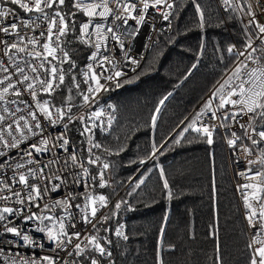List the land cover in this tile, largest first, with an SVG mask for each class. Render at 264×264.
<instances>
[{
	"label": "trees",
	"instance_id": "obj_1",
	"mask_svg": "<svg viewBox=\"0 0 264 264\" xmlns=\"http://www.w3.org/2000/svg\"><path fill=\"white\" fill-rule=\"evenodd\" d=\"M239 1L242 7H248L245 0ZM73 19L79 26L84 17L77 12ZM68 39H72L71 44H66ZM246 39L233 2L230 11L223 14L216 0H177L171 32L161 36L137 73L107 86L96 101L95 105L114 106L112 130L104 134L90 127L85 112L71 121L82 123L80 131L68 123L71 139L90 166L92 177H96L92 179L94 195L107 197V205L98 208L105 212L95 230L112 256L99 258L100 264H250L253 249L248 246L250 239L222 136L216 133L211 145L191 129L179 137L199 110L195 109L205 103L217 82L235 65L237 58L227 49L244 46ZM62 41L71 51L76 68L65 76L54 101L65 110L70 103L68 115L73 116L85 105L82 94L87 92L81 72L89 48L72 36L62 37ZM256 54L264 64V54ZM71 76L80 84L79 89ZM69 95L72 99L67 102ZM157 107L160 111L153 126L151 118ZM261 123L264 121L257 120V131ZM85 127L92 129L88 136L81 135ZM84 143L87 149L94 143L101 145L92 147L91 158L100 157L97 164L88 163L90 154L82 147ZM153 144L158 149L154 156ZM141 160L145 162L141 164ZM104 163L109 168L103 170L107 183L102 188L98 173ZM146 171L144 183L137 188L138 179ZM164 179L171 188V199L163 188ZM117 203L121 204L119 209ZM120 226L127 240L115 235ZM96 253L88 246L75 264H90Z\"/></svg>",
	"mask_w": 264,
	"mask_h": 264
},
{
	"label": "snow or ice",
	"instance_id": "obj_2",
	"mask_svg": "<svg viewBox=\"0 0 264 264\" xmlns=\"http://www.w3.org/2000/svg\"><path fill=\"white\" fill-rule=\"evenodd\" d=\"M7 3L17 6L19 9H22L25 13H33L38 14L37 19H42L47 21L46 32L41 31L40 36L45 38L44 43H40V41L34 37L28 38L27 44L32 46L39 45L40 50L28 51L27 54L29 56L34 57L35 59H42L47 62L48 66L45 68L44 63L40 64V68L45 69V78L40 79L38 76L29 77L24 74V67H20L15 64L13 60V56L18 53H25L27 51V45L20 46L23 43L25 37L20 35L19 27H39L36 25L35 21H20V25L13 22L9 26L0 27V32L5 35H14L18 38V42L9 43L7 40H0V44L4 45V49H0L3 51V55L7 56L10 61H12V65L14 66V71L10 72V66H6L4 61L0 59V73H4L2 77H0V102L8 103H16V101L6 100L8 95H14L16 97H22L25 92H27L32 100L35 102V108L37 111L31 110L32 105H29L27 101H19L26 105L28 111L27 115H19L17 116V112H21L22 110L17 107L16 111H11L8 107L3 108V113L7 115L0 114V146L4 149H19L20 143L24 140L28 139V136L25 133L31 134L32 136H40L41 139L37 143H32L28 146L27 150H23L24 156L33 157V152L39 154L41 152L48 151L49 140L43 136L44 126L41 122V116L47 120L51 124H55L57 120H63L65 117L68 118V121L71 122L73 117L68 115L71 111V105L67 110L64 107L55 108V119L53 108L55 106L51 105L49 101H40L38 99V91L43 92L51 96L53 92L57 88L65 82V76L73 69L76 68V63L72 57V53L70 50H65L60 47L61 38L62 37H70L72 36L75 40L82 44H90L91 37L95 35L97 37L96 42L94 43L95 49L97 51L92 52L89 59L96 60L98 52L101 48V44L107 39V37L102 33L101 28L102 25H96L95 33L89 31L90 26L92 25L93 20L98 16L103 19H107L110 14H113L115 9L110 7V0H90V2H85V0H71V3H66V0H6ZM143 4V9L147 11L150 7L148 0H141ZM224 4L230 5L232 0H223ZM5 3V0H0V4ZM162 3H166V0H154L151 4V7L156 8ZM117 8H120L123 12L131 13L136 11L137 5L135 3H127L121 5V0H116ZM257 7L264 9V0H257ZM167 7L171 8V4H167ZM68 9V11H64ZM71 9H75L76 12H73ZM102 9V10H101ZM248 15L250 17L249 23L254 24L256 29H258L261 34V39H264V23H260L256 19V11L254 10L251 4L248 5ZM51 10V14L49 11ZM99 10V11H98ZM200 10L199 4H197V11ZM77 12L83 13L85 17H88L86 22H82L77 26L75 19H73ZM13 14V9L11 8H0V17H7ZM168 13H164V19H168ZM132 19L136 20L137 24H140L144 21V16L139 15L132 16ZM200 22L201 26L204 24V15L200 13ZM125 23L127 21L125 20ZM108 32H112L111 28L107 29ZM113 39L119 40L120 38L117 36H113ZM72 39L66 40V44H71ZM121 47L123 44L121 43ZM12 50H15L13 53ZM58 51L62 53V58H58ZM227 51L229 53H233L237 60L235 63V67L230 74L227 75L226 79H223V82L218 81V87L212 92L209 99L205 102L203 108L199 113L196 114L195 118L192 120L190 124L187 125L180 133L179 137L182 138L184 133L189 131V129L200 133L201 135L206 137V142L211 145L213 144V129L216 127L215 125H201L197 127V122L200 121L201 116L207 115L211 113L209 117L210 120H219L221 117L217 115L221 110H225L222 112V116L224 120L231 119L235 123L239 124V127L244 130L243 136L250 141L251 146L253 148H260L262 144H264V123L259 125L260 130L257 131L255 125L257 120L264 121V64L260 63V58L255 57L254 53L257 51L256 48L252 44L251 37L246 39V42L242 49H237L235 45L230 46ZM261 53L264 54V47L260 49ZM240 57H244L243 60L239 59ZM51 58V59H49ZM59 59V65L54 64L53 61ZM107 57H103V60L100 63V67H103V62L107 61ZM136 63L135 60L132 61ZM256 64V67H250L249 63ZM63 64L68 65V69H64L62 67ZM195 67V65H193ZM87 68L89 72L84 73L85 79L84 83H88L91 80L94 83V87H89L87 92L89 94L98 93L101 90H107L106 84L101 83V77L103 73H97L92 64H88ZM31 71L33 73H37L38 69L36 67H32ZM13 75H17V79L13 81ZM122 73L117 71L113 75L103 76L106 81L116 80ZM246 77V79H245ZM73 82L75 88L79 89L80 84L76 83L75 76L70 77ZM238 81V83H237ZM39 84L40 87L37 89L36 84ZM121 85L117 83V87ZM69 92H71V88H69ZM170 95V94H169ZM82 98L85 104L90 102V95L82 94ZM72 97L69 95L67 98V102H70ZM167 99V96L164 97L159 103L163 105L164 101ZM218 100V103L214 104V102ZM230 109H236L235 111H230ZM160 109L157 107L155 109L156 115L152 116V124L155 126L156 118ZM102 115L101 112H94L91 114L89 119H98ZM240 116H248V120L244 123H240L237 117ZM11 118V122H7ZM81 121L85 118L83 116L79 117ZM111 124V120H109V125ZM67 127V124L64 125ZM92 131L91 128L85 127L84 131L81 132V135L85 133H90ZM15 133H19L20 139H17ZM8 137H11V142H9ZM230 139L227 140V143L230 147H236L237 141L241 140L242 137L237 135L236 132L231 133ZM58 140L62 141L60 147L64 148L67 151V145L69 144L68 139L65 137H57ZM179 143L180 140L177 139L175 141ZM94 148H100L101 145L99 143L92 144ZM92 147L88 148L87 151L90 154L88 163L89 164H97L100 160V157L97 156L95 159L91 158ZM154 156L156 151H158L155 144L152 145ZM245 151H249L251 154L252 148L245 146ZM118 154V153H117ZM6 155L5 152L0 151V156ZM151 158V157H150ZM70 159L73 163L77 161V156L73 153L70 154ZM36 161L33 159H29L28 163H35ZM145 161L141 160L140 163L143 164ZM257 161L253 160L250 163H256ZM259 164L264 165V148H260L259 153ZM7 163V161H5ZM4 165L0 164V168H3ZM24 167L23 164H16V168L19 169ZM47 167V165H45ZM83 167V165H81ZM109 168V164L104 163L102 165V170L98 173L99 176V186L105 187L106 181L104 180V171ZM84 174L87 175V168L83 169ZM249 171H252L249 169ZM40 177L44 180L51 182L52 179L56 181H60V183L52 184L51 187L48 184H35L30 183L29 176L36 177L37 171L29 168L28 174H19L18 180L16 183L23 186V189L26 190L27 193V202L28 204L34 205L35 207H40L37 201L44 199L45 195L48 192H55L60 189V187L65 183V181L59 175H54L53 177H48L44 175V168L39 169ZM161 175L163 176V170H161ZM241 175H245L241 173ZM93 180L96 177H92ZM246 179L250 181L248 184L241 185V188L249 189V192L244 194V202L245 207L248 210L247 220L248 224L253 229H258L259 231L255 235L254 239L248 245L253 248V254L250 259V264H264V238H261L259 232L264 231V170L256 171L252 176H246ZM144 181L140 180L139 183L136 184L138 188L140 184H143ZM0 184L3 186L0 187V193L10 192L11 195H3L0 194V200L8 201L15 196L17 198L16 202L19 204H25V199L21 198V191H14L12 186L3 181H0ZM163 188L166 190L167 196L169 199L172 198V191L169 186L168 180L164 179ZM74 197L69 194L66 199L55 201L53 207L55 206H63L65 208L71 207L69 201ZM86 205L85 207H90V216L92 219L96 218V214L99 207H105L107 205V197L104 195L99 196H87L86 197ZM121 206L120 203H117L115 207L119 209ZM76 207H80L76 205ZM45 208H48V205H45ZM17 210L11 207H3L0 208V222L6 221L8 215H12ZM25 220H33L37 219L43 222L44 220H48L53 222V227L47 229V238L49 241H52L56 244L57 248H64L66 244H73V239L79 241L80 240V232H73L69 234L66 229V225L63 222L62 218L49 216H37L35 213L27 215L24 217ZM108 218L105 217V220ZM85 223H91V219L88 215L84 216ZM59 223L58 230L55 228V224ZM94 226V225H93ZM68 227L74 228L75 225L71 224ZM123 226L117 228L115 231V235L117 237H122L124 240L128 239V236L123 233L121 230ZM4 230L7 233H12L15 236H21V232L17 229V227L12 226H4ZM40 231H44L45 229H39ZM107 231V229H106ZM161 234H163V229H161ZM25 244H33V241L30 239L28 235L22 236ZM88 244L92 246V249L99 253L101 256L107 255L108 257L112 256L111 250L103 246L96 236H90L87 238ZM107 244H111V240H106ZM254 245H259V247H254ZM77 256H80L84 253L85 247H82L81 243H75L73 245ZM3 250L0 249V253ZM71 254V253H69ZM16 256L11 257V264H38V260L40 264H56V260L50 256H43L38 259L31 258L25 259L20 256L17 259ZM75 264V262H73ZM90 264H100V261L94 257L90 258ZM162 264V262H161Z\"/></svg>",
	"mask_w": 264,
	"mask_h": 264
},
{
	"label": "built area",
	"instance_id": "obj_3",
	"mask_svg": "<svg viewBox=\"0 0 264 264\" xmlns=\"http://www.w3.org/2000/svg\"><path fill=\"white\" fill-rule=\"evenodd\" d=\"M177 0H166V3H162L156 8L151 7V4L154 0H148L150 7L145 11L143 9V4L141 0H121V5L127 3H135L137 5L136 11L131 12L130 14L127 12H123L120 8H117L116 0H110V7L115 9L113 14H110L107 19H103L100 17H96L92 25L90 26L89 31L95 33L96 25H102L101 31L107 37V39L101 44V48L98 52L96 60H91L89 57L92 52L97 51L95 49L94 43L97 40V37L93 35L91 37L90 44H85L89 48V53L86 59V63L81 72V80L83 82L84 88L87 92L89 87H94V83L89 80L86 84L84 83V73L89 72L87 68L88 64H92L93 69L97 73H103V76L113 75L115 72L119 71L122 73L121 76L116 78L113 81H106L103 76L101 77V83L106 84V87L110 84L119 81L122 78L129 77L139 71L143 63L145 62L149 51L158 45L161 41V36L163 34H168L172 30L173 26V16L175 12ZM247 2V6L251 4L256 11V19L260 23H264V9L257 7V0H245ZM85 2H90V0H85ZM99 2V0H96ZM219 9L223 14H227L230 11V5L224 4L223 0H216ZM233 4L236 7L238 17L243 25L244 31L246 33L247 38L251 37L252 44L256 48V52H261L260 49L264 47V39H261V34L258 29H256L254 24H250V17L248 15V7L244 8L241 6L239 0H232ZM167 4H171L172 7H167ZM0 8H11L13 9V14L7 17H0V27L9 26L11 23L15 22L20 25V21H35L36 25L39 27H19V32L21 36H24L25 39L20 46L27 45V51L25 53H18L13 56V60L15 64L24 67V74L29 77L38 76L40 79L45 78V69L40 68V64L44 63L45 68L49 67L47 62L42 59H35L32 56L27 54L28 51L40 50L39 45L32 46L28 45V38L34 37L40 41V43L45 42V38L40 36L41 31L46 32L47 21H44L42 17L37 19L38 14L26 13V15H22L18 10V7L7 3L0 4ZM102 10V9H101ZM51 14V10H47ZM99 11V10H98ZM164 13H168V19H164ZM83 14V13H82ZM139 15L144 16V21L140 24L136 23V20L132 19V16ZM84 19L82 22H86L88 17L83 15ZM125 20L127 23H125ZM81 22V23H82ZM111 28L112 32H108L107 29ZM117 36L120 39L115 40L113 36ZM0 40H7L9 43L18 42V38L14 35H5L0 32ZM121 43L123 47H121ZM237 49H242L235 45ZM60 47H66L63 44L62 38ZM0 49H4V45L0 44ZM14 53L15 50H12ZM256 52L254 53L255 57H258ZM103 57H107L108 60L103 62V67H100V63L103 60ZM58 58H62V53L58 51ZM0 59H2L6 66H10V72L14 71V66L12 65V61L8 59L7 56L3 55V51H0ZM51 59V58H49ZM239 59L243 60L244 57H240ZM135 60L136 63L132 61ZM54 64L59 65V59L53 61ZM250 67H256V64H252L248 62ZM260 63L263 64L260 60ZM32 67H36L38 69L37 73H33L31 71ZM62 67L65 69L66 64H63ZM235 65L228 71V73L220 80L223 82V79L227 78V75L232 72ZM5 75L4 73H0V77ZM13 81L17 79V75H13ZM246 79V77H245ZM238 83V81H237ZM37 89H39L40 85L36 84ZM218 87V84L210 91V93L205 98V102L209 99L212 92L215 88ZM60 88V87H59ZM55 92L51 96L46 93L38 91V99L40 101H49V103L53 106L54 119H55V108H59L54 101ZM101 90L98 93L89 94L90 102L85 104L79 112L75 113L72 117H78L82 112L86 113L88 123L90 127L96 128L104 134L109 133L114 125L116 119L115 108L112 104H103V105H95L96 101L100 98L102 92ZM6 100L16 101V103H8L0 102V114L7 115L3 113V108L8 107L11 111L15 112L17 107H19L22 111L17 112L16 115H27V107L25 104L20 103L19 101H27L29 105H32V109L37 111L35 108V102L32 100V97L25 92L22 97H16L14 95H8ZM218 103V100L214 102V104ZM236 109H230V111H235ZM225 110H221L217 113L221 118L219 120H210L209 117L211 113L207 115L201 116L199 122H197V127L201 125H215L216 127L213 129V139L216 133H219L222 136V140L225 144L228 163L230 168L231 177L233 180V184L235 187V192L242 210V214L244 217V221L247 227L248 236L251 241L254 239L255 235L259 231L258 229H253L249 226L247 220L248 210L245 207L244 202V194L249 192V189L241 188V185L248 184L250 181L246 179V176H252L256 171L264 170V165L259 164V153L258 148H253L251 146L250 141L247 140L243 136L244 130L239 127V124L235 123L231 119L224 120L222 116V112ZM101 112L102 115L98 119H89L92 113ZM240 123H244L248 120V116H240L237 117ZM109 120H111V124L109 125ZM7 122H11V118ZM41 122L44 126L43 136L48 138L49 145L48 151L41 152L36 154L33 152V157L24 156L23 150H27L28 146L32 143H37L41 137L40 136H32L27 133L25 130L28 139L24 140L20 143L19 149H4L0 146V151L6 153L4 156H0V164L4 165L3 168H0V181L9 184L12 186L14 191H21V198L25 199V204H19L16 202L17 198L12 196V198L8 201L0 200V208L5 206L11 207L17 210L14 214L8 215L6 221L0 222V249L3 250L0 253V264H11V257L17 256L19 259L20 256L25 259L31 258H40L43 256H50L56 260V264H73L76 263L78 256L75 254L76 250L73 247L75 243H81L82 247L90 246L88 244L87 238L90 236H96L98 238L96 232V226L98 221L102 218L105 210L100 211L98 209L96 218L92 219L90 216V207L86 208V197L91 195L95 197L93 185H92V174L91 168L87 164V162L82 158L80 152L78 151L74 141L71 139L68 132V119L57 120L55 124L49 123L41 116ZM67 124V127L64 125ZM193 131V130H191ZM195 132V131H193ZM236 132L237 135L241 136L242 139L237 141L236 147H230L227 143V140L232 138L231 133ZM197 133V132H195ZM17 139H20L19 133H15ZM65 137L68 139L69 144L67 145V151L64 148L60 147L62 141L58 140L57 137ZM9 142H11V137H8ZM245 146L252 148L251 154L249 151H245ZM75 154L77 156V161L73 163L70 159V154ZM36 161L35 163H28L29 159H33ZM257 161L256 163H250V161ZM7 161V163H5ZM23 164L24 167L19 169L16 168V164ZM47 165V167H45ZM83 165V167H81ZM34 169L37 171L36 177L29 176L30 183L35 184H48L51 187L52 184L60 183V181H56L52 179L51 182L44 180L40 177L39 169L44 168V175L48 177H53L54 175H59L65 181V183L60 187L59 190L55 192H48L44 199L37 201L40 207H35L34 205L28 204L27 202V193L26 190L23 189V186L16 183L18 180L19 174H28V169ZM87 168V175L84 174L83 169ZM251 169L252 171H249ZM244 173L245 175H241ZM3 185L0 184V187ZM3 195H11L10 192L0 193ZM71 194L74 198L69 201L71 207H63V206H55L53 204L55 201L63 200ZM45 205H48V208H45ZM79 205L80 207H76ZM35 213L37 216H53L62 218L63 222L66 225V229L69 234L73 232H80V240L77 241L73 239V244H66L64 248H57L56 244L52 241H49L47 238V229L53 227V222L44 220L41 222L40 220H25L24 217ZM88 215L91 219V223H85L84 216ZM74 224L75 227H68L69 225ZM94 225V226H93ZM4 226L12 227L15 226L21 232V236H15L12 233H7L4 230ZM55 228L58 230L59 223L55 224ZM39 229H45L44 231H40ZM261 238H264V231L259 232ZM23 235H28L30 239L33 241V244H25L22 239ZM106 248L108 246L103 245ZM86 247V248H87ZM254 247H259V245H254ZM109 249V248H108ZM253 249V248H252ZM71 253V254H69ZM92 257L99 260V258H108L107 255L101 256L99 253L94 254ZM91 257V258H92ZM38 264H40L38 260Z\"/></svg>",
	"mask_w": 264,
	"mask_h": 264
},
{
	"label": "rangeland",
	"instance_id": "obj_4",
	"mask_svg": "<svg viewBox=\"0 0 264 264\" xmlns=\"http://www.w3.org/2000/svg\"><path fill=\"white\" fill-rule=\"evenodd\" d=\"M205 104V103H204ZM204 104L199 108V110H198V112L197 113H199L200 111H201V109L203 108V106H204ZM196 113V114H197ZM196 116V115H195ZM195 116L192 118V120L195 118ZM192 120L191 121H189V124L192 122ZM82 123L80 122V121H76V122H71L70 123V127H74V128H77L79 131L81 130V128H82ZM187 127V126H186ZM88 133H86V135H87ZM88 135H90V134H88ZM87 135V136H88ZM93 141L90 139V143H92ZM82 147H84V150H86L87 149V144L86 143H84V144H82ZM147 174H148V171H146L139 179H138V181H137V183H139V181L140 180H143L144 181V179L146 178V176H147Z\"/></svg>",
	"mask_w": 264,
	"mask_h": 264
},
{
	"label": "water",
	"instance_id": "obj_5",
	"mask_svg": "<svg viewBox=\"0 0 264 264\" xmlns=\"http://www.w3.org/2000/svg\"><path fill=\"white\" fill-rule=\"evenodd\" d=\"M206 100V99H205ZM204 100V101H205ZM202 104H200L195 110H197L198 108H200V106H201ZM174 135V134H173ZM173 135L167 140V141H169L172 137H173ZM167 143V142H166ZM127 188V187H126Z\"/></svg>",
	"mask_w": 264,
	"mask_h": 264
}]
</instances>
